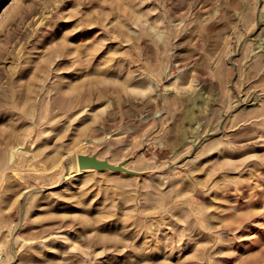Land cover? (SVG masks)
<instances>
[{"label": "rangeland", "instance_id": "rangeland-1", "mask_svg": "<svg viewBox=\"0 0 264 264\" xmlns=\"http://www.w3.org/2000/svg\"><path fill=\"white\" fill-rule=\"evenodd\" d=\"M0 264H264V0H0Z\"/></svg>", "mask_w": 264, "mask_h": 264}, {"label": "water", "instance_id": "water-1", "mask_svg": "<svg viewBox=\"0 0 264 264\" xmlns=\"http://www.w3.org/2000/svg\"><path fill=\"white\" fill-rule=\"evenodd\" d=\"M78 169L83 172L87 170L110 171V172H127L122 165H114L106 160L96 157L81 155L77 160Z\"/></svg>", "mask_w": 264, "mask_h": 264}]
</instances>
